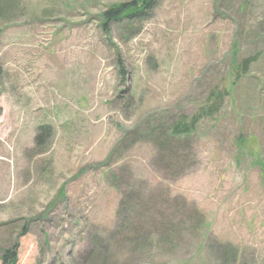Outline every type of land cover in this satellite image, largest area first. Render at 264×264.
Wrapping results in <instances>:
<instances>
[{"label":"rangeland","instance_id":"rangeland-1","mask_svg":"<svg viewBox=\"0 0 264 264\" xmlns=\"http://www.w3.org/2000/svg\"><path fill=\"white\" fill-rule=\"evenodd\" d=\"M128 1L0 0V263L264 264V0Z\"/></svg>","mask_w":264,"mask_h":264},{"label":"trees","instance_id":"trees-1","mask_svg":"<svg viewBox=\"0 0 264 264\" xmlns=\"http://www.w3.org/2000/svg\"><path fill=\"white\" fill-rule=\"evenodd\" d=\"M154 5V0H132L116 4L104 12V25L106 29H109V24L113 21L127 18H143L154 8ZM255 60V57L248 56L238 61L234 66L236 79L242 78V76L246 75L251 64H253ZM2 73L3 70L0 68V77L2 76ZM229 94V89H212L207 96V101L203 105H200L193 115H181L172 124L169 128V136L172 138L193 136L198 124L203 118L213 117L220 112V108ZM40 129L44 131L45 136L51 135V127L49 125H43ZM44 135L37 137V141L41 143ZM18 252V242H15L11 247L3 248L0 264H18Z\"/></svg>","mask_w":264,"mask_h":264}]
</instances>
